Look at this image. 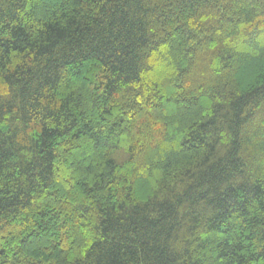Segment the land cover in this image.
I'll return each mask as SVG.
<instances>
[{
	"label": "trees",
	"instance_id": "obj_1",
	"mask_svg": "<svg viewBox=\"0 0 264 264\" xmlns=\"http://www.w3.org/2000/svg\"><path fill=\"white\" fill-rule=\"evenodd\" d=\"M0 264H264V0H0Z\"/></svg>",
	"mask_w": 264,
	"mask_h": 264
}]
</instances>
